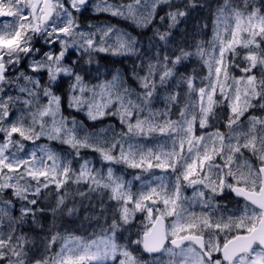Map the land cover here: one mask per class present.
Wrapping results in <instances>:
<instances>
[{"label": "snow or ice", "instance_id": "snow-or-ice-1", "mask_svg": "<svg viewBox=\"0 0 264 264\" xmlns=\"http://www.w3.org/2000/svg\"><path fill=\"white\" fill-rule=\"evenodd\" d=\"M61 3L66 6L62 11ZM214 3L211 39H204L209 27L205 24L179 44L169 41L171 49L156 52L154 63L140 79L145 98L136 95L133 100L135 93L125 90L118 76L95 85L87 100L86 86L80 85L82 95L74 97L76 105L86 104L91 119L117 118L124 132L103 146L98 136L87 143L71 140L134 172L128 180L107 165L105 173L85 161L77 179L91 181L108 195L120 220L128 223L143 213V223L135 247L118 245L120 234L109 235L113 229L101 227L94 238L68 237L58 253L48 256L49 264H110L113 259L118 264H264V0ZM13 4L0 0V113L9 110L0 124V253L4 244L17 240L15 232L6 234L5 220L15 216L18 208H28L24 197L30 193L21 177L43 178L37 191L49 183L62 189L71 163L43 146L39 158L35 152L31 158L27 152L20 155L19 149L6 147V136L31 139L16 126L20 111L16 105L30 104L27 97L41 92L40 81L35 80L37 69L29 75L27 61L13 59L24 51L31 55L23 47L22 27L13 28L17 13L23 12L20 19L38 32L44 21H48L46 28L53 27L49 17L66 19L77 9L78 0H27V7L13 0ZM93 7L133 22L183 23L193 12L212 9V4L209 0L191 4L189 0H126L116 6L96 0ZM126 37L116 30L112 38L124 46ZM40 50L46 49L41 45ZM192 58L202 62L207 75L196 67L189 73ZM47 72L51 75L53 69ZM165 88L176 95H168L163 111H154L151 98ZM45 98L42 114L55 115L53 98ZM177 113V119L170 118ZM5 124L11 126L7 132ZM188 189L191 195L186 194ZM14 192L20 195L14 197ZM30 198L34 209L37 201L34 195ZM11 224L9 220V228ZM6 259L0 256V264Z\"/></svg>", "mask_w": 264, "mask_h": 264}, {"label": "clouds", "instance_id": "clouds-1", "mask_svg": "<svg viewBox=\"0 0 264 264\" xmlns=\"http://www.w3.org/2000/svg\"><path fill=\"white\" fill-rule=\"evenodd\" d=\"M8 2L13 4V0ZM95 2L96 0H78L77 9L66 19L59 16L55 19L49 17L53 27L46 28L48 21H44L42 30L38 32L32 31L29 23L20 19L23 12L17 13L13 28L22 27L26 37L23 47L30 49L31 55L24 51L13 59L20 62L26 60L29 75H32V68L37 69L35 80L40 81L37 86L41 92L37 94L39 99L37 95L27 97L30 104L16 105L20 110L16 126L30 134L31 139L18 137L11 140L6 136V147L10 150L19 149L20 155L27 152L28 158L35 152L39 158L40 148L43 146L58 158L71 163L68 165L70 172L62 189L49 183L47 188L40 187L37 191L43 178L35 179L28 175L21 177L22 183L28 186L30 196H35L37 204L33 209L30 196H26L24 199L28 203L27 210L20 207L15 216H9L5 220L6 234L15 232L17 237L13 244L6 243L2 246L3 252L0 256L7 257L5 264H49L48 256L58 253L68 237L94 238L93 233L98 234L101 227L105 230L113 229L109 235L114 232L120 234L122 239H117L118 245L135 247L133 242L139 239L138 230L143 223V213L136 214L139 219L131 218L125 223L111 207L115 202L108 195L95 189L91 181L77 179L80 175L79 168L85 161L90 162V168L104 170L105 173L107 167H111L115 174L123 175L128 180L133 179L134 170L130 171L126 165L115 160L104 161L99 151L93 152L89 147L76 145L71 140L75 137L87 143L97 140L98 136L99 146H103L119 139L124 129L107 116L91 119L87 105L82 103L77 106L74 97L82 95L80 85H85L88 95L84 98L90 99L95 85L112 81L118 76L123 88L135 93L133 100L136 95L145 98L140 79L146 75L149 65L154 63L152 57L155 53L161 49H171L172 43L169 41L179 44L193 32H198L207 24V18L197 11L184 19L183 23L179 20L175 23L171 20H158L155 23L133 22L96 10L93 7ZM124 2L126 0H107L108 4L116 6ZM189 2L191 4L192 0ZM20 3L27 7V0H20ZM65 7L61 3V11ZM28 11L31 12V9ZM63 28L68 31H60ZM116 30L127 34V43L124 46L118 45L112 38ZM165 33L167 35L162 40L161 35ZM37 40L39 44L36 43ZM53 44L57 47H52ZM41 45L46 50L41 51ZM16 66L19 67V63ZM49 67L53 69L51 75L47 72ZM4 83H8L7 79ZM168 95H176V92L168 93L165 88L153 95L151 99L154 111L164 110L159 105L162 103L165 106L168 103ZM45 96L53 98L55 115L42 114L48 102ZM56 99L59 100L58 105L55 103ZM7 111L9 110L0 113V124L7 119ZM10 127L5 124V132ZM57 175L62 176V171ZM13 195L19 196L20 193L14 192ZM9 220L12 221L10 228ZM33 254H36L35 257ZM110 264L118 262L113 259Z\"/></svg>", "mask_w": 264, "mask_h": 264}, {"label": "trees", "instance_id": "trees-1", "mask_svg": "<svg viewBox=\"0 0 264 264\" xmlns=\"http://www.w3.org/2000/svg\"><path fill=\"white\" fill-rule=\"evenodd\" d=\"M202 15H204L207 19H206V23L209 25L208 28L205 29V32L207 33V35L209 34V32H211V28H212V17H213V12H206L205 10L201 13ZM207 37V36H206ZM206 37H204V39H207ZM200 39V37L198 38ZM194 50V49H193ZM189 73L191 72V68L192 67H196L197 71H200L202 74H205V69L202 65V63L197 59V58H192L189 62Z\"/></svg>", "mask_w": 264, "mask_h": 264}, {"label": "rangeland", "instance_id": "rangeland-1", "mask_svg": "<svg viewBox=\"0 0 264 264\" xmlns=\"http://www.w3.org/2000/svg\"><path fill=\"white\" fill-rule=\"evenodd\" d=\"M209 3H211L212 4V9H208L207 8V10H205L206 12H213V9H214V7H215V3H214V0H209ZM212 23H214V16L212 17ZM211 37H212V31L211 32H209V34L207 35V39L206 40H210L211 39ZM198 59V58H197ZM202 63V62H201ZM204 69H205V74H203V75H207V69L204 67ZM234 74L235 75H240V73H239V71L237 70L236 72H234ZM197 82H199V81H197ZM161 108H164V105L161 103L160 105H159ZM155 107V106H154ZM171 119H177L178 118V113H177V115H175V116H171L170 117ZM114 123H116L117 124V126L118 127H122L120 124H119V120L117 119V118H115V117H113V118H110ZM147 142V141H146ZM246 155H248V156H251V153H246ZM254 159V158H253ZM131 171V170H130ZM157 172H159V170H156ZM191 189H188L187 190V192H186V194L187 195H191ZM233 197V196H232ZM197 211H199L200 209L199 208H197L196 209Z\"/></svg>", "mask_w": 264, "mask_h": 264}, {"label": "flooded vegetation", "instance_id": "flooded-vegetation-1", "mask_svg": "<svg viewBox=\"0 0 264 264\" xmlns=\"http://www.w3.org/2000/svg\"><path fill=\"white\" fill-rule=\"evenodd\" d=\"M229 195L234 197V194L233 193H230ZM164 259H168V258L167 257H164Z\"/></svg>", "mask_w": 264, "mask_h": 264}, {"label": "water", "instance_id": "water-1", "mask_svg": "<svg viewBox=\"0 0 264 264\" xmlns=\"http://www.w3.org/2000/svg\"><path fill=\"white\" fill-rule=\"evenodd\" d=\"M234 194V193H233Z\"/></svg>", "mask_w": 264, "mask_h": 264}]
</instances>
